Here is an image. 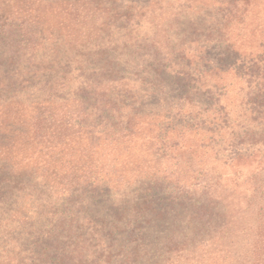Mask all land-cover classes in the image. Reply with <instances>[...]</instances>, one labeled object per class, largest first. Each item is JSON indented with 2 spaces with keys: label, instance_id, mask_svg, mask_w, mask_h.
Wrapping results in <instances>:
<instances>
[{
  "label": "trees",
  "instance_id": "1",
  "mask_svg": "<svg viewBox=\"0 0 264 264\" xmlns=\"http://www.w3.org/2000/svg\"><path fill=\"white\" fill-rule=\"evenodd\" d=\"M45 1L0 3V205L10 202L29 240L42 246L49 234L42 229L30 232L31 203L35 200L41 217H45L53 209L52 201H56L49 197H70L75 193L90 197L135 185L149 195L167 190L173 193L174 189L178 192L174 198L186 201L181 205L190 208L191 219L202 231L198 239L175 252L206 253L209 259L229 264H264V44L262 54L249 62L240 61L230 49L231 53L225 54L230 63L225 64L224 59L223 64L219 63L220 72H234V77L249 90L244 105L251 115L247 125H237L227 114L221 105V94L210 89L202 92L206 88L205 73L200 70L180 72L187 92L172 108L174 112L168 111L163 123L157 125L162 117L156 112L158 108L143 103L134 108L132 103H126L125 94L132 99L136 93L141 96V92H147L139 89L145 83L143 79L118 76L115 69L105 65L92 69L94 61L84 53L95 47L96 40L91 41L90 36L86 37L89 41L64 36L63 32L87 29L88 23L80 20L89 17L94 0L83 5L78 0L67 1V7L60 9V14L65 15L57 27L44 21L42 11L34 7L36 2L43 5ZM237 1L240 0H234V6ZM152 86V92H157L156 87H164L163 79ZM201 93L205 95L204 102L199 113L193 115L185 105ZM249 127L262 131L259 139L257 135L250 137L253 133L245 137L236 133L237 129ZM146 130L152 134L146 135ZM228 133L231 144L227 151H221ZM188 134H200L206 139L208 147L200 148L206 149L205 155L212 151L214 162L222 165L207 159L200 161L198 170L186 178L187 164L178 155L180 141L173 142L171 135L184 139ZM225 152L229 155L223 161L221 154ZM242 157L253 160L252 172L244 175L237 171L232 179H226L219 168ZM190 161L195 165L193 158ZM238 197L244 199V205L235 210ZM4 226L0 221V229ZM238 232L248 236L253 233L254 240L248 242L243 254L231 250V239ZM0 237L5 240L3 233ZM58 248L46 253L47 246H43L34 258L31 247L24 250L19 246L12 261L0 253V264H51L46 258ZM9 254H14L13 250ZM62 261L61 257L51 262Z\"/></svg>",
  "mask_w": 264,
  "mask_h": 264
},
{
  "label": "rangeland",
  "instance_id": "2",
  "mask_svg": "<svg viewBox=\"0 0 264 264\" xmlns=\"http://www.w3.org/2000/svg\"><path fill=\"white\" fill-rule=\"evenodd\" d=\"M3 1L0 0V3ZM67 1L73 3L77 0H46L43 5L36 2L34 7L42 11L40 15L44 21L57 27V22L65 15L60 14V9L67 7ZM78 1L83 5L84 2L90 4L93 0ZM233 2L234 0H94L89 17H83L87 20H80L88 23L87 29L83 32L71 30L63 34L68 39L80 37L81 41H89L86 37L90 36L91 41L96 40L95 47L84 53L94 61L91 62L94 64L92 69H100V66L105 65L113 71L115 69L118 76H130L138 81L143 79L145 83L140 84L139 89L147 91L146 94L141 92L140 96L136 93L137 96L132 99L125 94L126 103H132L134 108L143 104L158 108L156 112L162 114V117L157 125L163 123V115L168 111L174 112L172 108L179 104L180 98L187 92L183 88L187 83H181L183 77H179L180 72L200 70L205 73L203 85L206 88L202 92L210 89L215 94H221V105L225 106L227 114L237 125L244 127L251 117L244 106L249 90L246 84L234 77V72L222 73L218 68L222 59L225 64L230 63L225 55L231 53L230 49L240 61L246 62L262 54L264 0H249L247 3L240 0L235 3L236 6ZM89 31H92L91 35H88ZM159 79H163L164 87H156L154 91L157 92H152V84ZM111 92L119 93L116 89H111ZM203 93L185 105L186 109H192L193 115L200 111V105L204 102ZM149 132L152 134L148 130L145 134L149 135ZM261 132L254 127L236 130L242 137L253 133L250 137L257 135V139ZM171 137L173 142L180 141L181 150L178 155L187 164L186 178L192 177L194 169L198 170L196 166L200 161L207 159L212 164L222 165V162H214L212 151L208 149L211 155H205L206 149L200 148L209 145H205L207 140L200 134H188L184 139L178 138V135ZM224 141L221 151H227L226 147L231 144L230 133ZM221 155V159L225 161L229 154L225 152ZM190 157L195 165L191 164ZM252 161L251 158L242 157L234 164L219 169L230 180L237 171L244 175L252 172ZM171 191L173 193L167 190L149 195L140 187L129 185L120 190L112 188L107 194L93 193L90 197L87 193H75L62 198L49 197L56 201H52L50 206L53 209L47 211L45 217H41L38 201L35 200L31 203L33 214L28 227L30 232L39 229L49 232L42 246L29 240L23 225L18 223L16 214L10 209V202H6L0 205V221L5 225L0 229V233L5 235V240L0 237V253L5 260L12 261L19 246L24 250L31 247L34 258V254L41 252L43 246H47L46 253L59 246L46 261L54 264L51 261L58 262L62 257V264H229L221 259H209L205 256L208 255L206 253L197 252L192 255L175 252L198 239L202 228L194 224L190 208L181 205L187 204L186 201H177L174 193L178 192L174 189ZM243 201L242 197L234 201L235 206H238L235 210L244 205ZM18 234L21 236L18 237ZM252 235L241 232L235 234L231 239L234 244L231 250L239 254L245 253L248 242L254 240ZM25 239L28 241H24ZM12 250L14 254H9ZM230 264L241 262L230 261Z\"/></svg>",
  "mask_w": 264,
  "mask_h": 264
}]
</instances>
